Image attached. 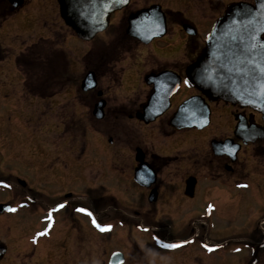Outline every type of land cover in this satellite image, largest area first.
<instances>
[{"label":"rangeland","instance_id":"374dc122","mask_svg":"<svg viewBox=\"0 0 264 264\" xmlns=\"http://www.w3.org/2000/svg\"><path fill=\"white\" fill-rule=\"evenodd\" d=\"M151 1L161 5L172 18L175 12L181 13L185 19L198 26L202 36L209 33L215 19L224 11L226 3L233 2V0H133L132 8L136 9L141 3L146 5ZM168 31L169 34L155 39L144 49L126 38L125 34H120L121 36L117 39V35L113 33L99 34L93 42L80 41L72 37L74 34H69L70 31L62 35L8 34V37L3 38L7 62L11 64V66L7 65L9 71L14 68L12 64L17 62V58L19 60L27 57V60L31 62L26 73L15 71L16 67L11 73L9 72L10 76L9 73L6 75L7 72H0V75L2 74L0 78V176L10 179L17 192H27L29 196L35 197L34 202L40 201L43 208L66 198L75 203V225L77 227L85 225V229L94 228L96 234H99L89 237L84 235L87 236L84 237L81 234L77 236L75 232V264H101L103 247L106 245L105 247H109L110 251L121 249L128 243L126 238L130 234L116 229L100 231L92 224L91 217L89 219L87 215L86 218L76 210L80 206L92 210L97 219L103 223L149 224L150 221L161 225L162 237H178L186 226L184 220L186 216L183 214L150 213L137 216L126 212H130L142 203L140 198L142 191L137 187L134 188L129 183L130 179L127 181L130 169L132 171L131 164L133 165L136 154L134 146L140 130L138 125L136 126L132 120L124 116L118 117L108 113L103 120H97L92 115L93 97L96 93L83 92L79 86L84 75L89 70L96 69L98 85L105 92L104 97L109 98L111 108L117 106L120 107V111L123 108L124 112L136 110V105L144 100L147 93V90L143 88L144 75L157 67H170L185 60L183 55L189 49H186L187 35L179 31L177 21L170 24ZM34 43L40 45L35 51L31 50ZM60 48L63 52H60ZM116 49H121L124 62L111 64L112 75L110 72L106 74L110 69L108 60ZM126 50H132L133 55L129 57V54L124 53ZM156 64L158 65L155 66ZM41 67H45L46 71H42ZM25 78L28 80L27 83L24 82ZM42 80L45 81L44 86L48 84L49 91H46L47 88L43 89L42 85L37 86ZM28 90L30 93L27 92ZM186 91L187 88L182 86L179 94L183 96ZM111 108L107 109V112L111 111ZM212 120L208 139L205 141V137H200L201 139L197 137V144L202 148L197 146V149L187 150L188 146L185 145L182 149L180 147L173 149L170 154L159 153L161 158L169 159L162 162L160 183L181 182L183 173L194 171V167L191 168L192 164L186 166L185 159L190 160V157H193L194 160V157L199 154L194 162L196 164V160L201 161L206 157L211 137L218 134L226 136L228 129L223 128L226 126L227 118L215 113ZM160 123L163 122H157L155 127L163 126L164 133L170 130H167L165 124L160 125ZM125 131L127 134L130 133L127 137H122L127 139L126 144L120 138L121 132L125 134ZM145 133L143 132L141 136L146 137ZM193 135L191 134L190 141L194 140ZM183 139L185 136H182L180 141ZM109 140L113 143L111 144ZM145 142L148 145L151 138H147ZM124 147H127V151ZM149 147L151 154L155 152L152 151L151 143ZM250 165L252 163L246 161V166ZM24 182L26 185H23ZM12 189L0 186V202L9 199L5 195H8ZM67 193H71L70 198L65 196ZM203 196L205 199L203 202L214 200L224 208L244 206L241 199L244 196L243 191L234 193L223 187L212 192L204 190ZM226 196L229 199H226ZM27 203L29 205L27 208L30 207L31 210L37 207V204L32 201ZM18 216L12 222L8 216L1 218L0 221V240L8 243L12 249L9 261L12 260L14 253L22 254L24 247L17 240L21 235L22 237L26 235L23 224L33 222L32 219H34L32 215L24 216L20 213ZM261 216L257 214L255 219L258 220ZM10 217L12 218L11 214ZM233 217L230 209L225 210L223 215L217 216V221H221L223 226L222 232L219 230L211 232L210 237L227 238L237 232L245 235L250 231L248 228L243 230L242 221ZM197 228L199 233V227ZM224 229L229 230L224 232ZM11 231H14L17 237L10 241ZM137 234L136 232L134 234L137 237L136 244L141 251L137 252L135 258L142 260H135L128 264H165L169 259L168 254L153 249L158 245L157 242L152 238L148 241L144 235L138 237ZM100 235L102 239L99 238ZM80 238H89L99 247L93 251L88 245L84 246V243L79 241ZM147 251L152 256H148ZM23 252L24 255L34 254L29 251ZM57 260H60L61 264L69 262L66 259H54V261ZM48 261L36 258L33 264H46ZM204 261V264H231V262L222 263L212 259ZM187 263L195 264L191 261Z\"/></svg>","mask_w":264,"mask_h":264},{"label":"flooded vegetation","instance_id":"af4514ba","mask_svg":"<svg viewBox=\"0 0 264 264\" xmlns=\"http://www.w3.org/2000/svg\"><path fill=\"white\" fill-rule=\"evenodd\" d=\"M132 1L133 0H131L128 7L111 13L108 28L99 34L113 33L117 35V39L121 36L120 34H125L126 38L142 46L144 49V47L150 44L144 45L138 40L136 41V39L130 38L126 33V23L128 24L129 15L133 11H137L139 9L142 10L143 8L150 7L155 3L152 1L146 5H142L141 3L139 5L140 7L133 9ZM235 1L247 0H233V2ZM227 4L228 3H226V5ZM164 12L167 16L168 30L170 28V24L177 21L179 31L184 32V34L187 35L185 39L186 48L189 49L188 52L183 55L185 60L175 64L174 66L166 67L163 65L164 67H157L145 74L143 77V88L147 90V93L144 100L136 105V110L134 111L124 112L123 108L120 111V107L117 106L111 108L110 100L109 98L104 97L106 94L103 90L102 95H97L99 91H101V88L98 85L99 79L96 84L97 88L90 92L96 93V96L93 97V110L101 99L105 101V105L103 107V119L108 113L118 117L124 116V118L132 120L134 122L133 124L136 126L138 125L140 130L138 131L139 137H137V142L134 146L136 154L133 158L134 163L133 165L131 164L132 171L130 169V175L127 176V181L130 179L131 182L129 183L134 188L137 187L140 191H142L140 196L142 203L130 212H126L137 216L148 215L150 213L165 215L183 214L186 216V219H184L186 226L180 236H172L171 238H168L162 237L163 235L160 232V229L162 228L161 225L153 224L150 221L149 224H115L108 222L107 224L113 225L114 228L112 229L122 230L124 232L127 231L130 234L126 238L128 243L121 249L110 251L109 247H105L106 245L103 247V260L101 261V264H128L133 263L135 260H142L140 258H135L137 252L141 251L136 244L137 237L134 235L135 232L138 233V237L141 235L147 237L148 241L152 238L155 242H157L156 237L158 236L165 244H180L181 241H189L188 243L181 244L179 247L175 248L164 247L162 243L157 242L158 245L155 246V248H152L156 251L168 254L169 259L165 264H188L187 262L189 261L194 262L195 264H204L205 259H212L222 263L231 262V264H264V139L259 137L260 132H257V129L264 128L263 114L250 105L245 106L244 104H233L223 100H217V102L210 103L211 117L209 119L210 124L208 126L176 129L171 126L168 121H170V119L174 116L177 108L182 104V102L185 100L187 101V99L192 96H199L200 99L204 97L200 91L189 88L186 84H184V82H182L176 93L171 97V99H169V106L165 111H163L162 115L159 116L156 121L146 124L138 119L139 115L143 114L144 107L148 104L147 102L155 95L156 92L154 82L149 84L146 77L150 75L157 77L161 75V73L172 70L176 71V74L183 79L185 77V70L187 66L193 63L197 54L201 51L205 44V37L200 34L198 26L196 27L193 25L192 22L185 19L182 15L175 16L174 14L172 18V16L168 14V11ZM184 25L187 27V30H190V32L192 26H194L196 29V35L189 36V33L183 30ZM168 30H166L167 34H169ZM69 31L71 33H69ZM65 32L69 34H76L63 21L60 15L58 0H0V72H7V75L16 67L15 71H18L19 73H26V71L30 68V61L27 60L26 55H24V57H26L24 59L27 60L25 63H22V61L17 58V62L12 64V67L14 68L10 71L7 69V65L11 66V64L7 62L6 51L4 49L6 48L4 44L5 39L3 38L6 36L8 37V34L62 35ZM72 37H75V35ZM39 46L40 45L38 43H34L31 50L35 51ZM60 50V52H63L62 48H60ZM124 53L129 54V57L133 55L132 50H126ZM122 54L121 49L115 50L113 55L116 56L114 57L112 55V57L108 60L110 69L106 74L110 72L112 75L111 64L124 62ZM157 65L158 64L155 66ZM41 70L45 72L46 68L41 67ZM89 71L94 72L98 78V71L96 69ZM1 76L2 74L0 75V78H2ZM47 77L49 76L47 75ZM84 78L85 76L82 78V81ZM151 80L153 81L155 79ZM27 81V78H25L24 82L27 83ZM44 82V80L40 81L37 86L39 87L42 85L44 87L43 89L46 90L48 84L44 86ZM182 86L187 88L186 94L183 96L179 94V90ZM32 87L33 86H31V88ZM164 89L165 88H162L161 91L163 92ZM49 90L50 88H47L46 91ZM27 92L30 93L29 90ZM43 92L44 91L42 90V93ZM40 98L44 99V97ZM166 105L167 103L162 106V109ZM159 106L160 105L157 104L156 106H153L152 109L157 110ZM109 108H111V111L108 110L107 112V109ZM93 110L92 115L94 114ZM215 113H219V116L227 118L226 126L223 128L228 129L226 136L218 134L211 137L209 139L210 143L207 142L208 146L206 143V146L209 147L208 150L207 147H205L207 150L206 157L201 161L196 160V164L194 162L199 154L194 157V160L192 159L193 157H190V160L185 159L184 162L187 161L186 166L192 164L191 168L193 169L194 167V171L191 170L189 173H183L184 175L181 176V182L171 181L165 184L160 183L161 180H159V176L160 172L163 171L162 162L168 158H161L159 153L170 154L173 149H179V147L182 149L185 145L188 146L187 150L191 148L197 149V146H200L197 144V137H205V141L208 139V130L212 126V119H214ZM157 122H163L160 123V125L165 124L167 130H170L164 133L165 128L163 126H160L159 128L155 127ZM143 132H146V137L141 136ZM191 134H194L193 141H190L192 139H189L191 138ZM121 135V140L124 144H126L127 141L125 142V140L127 139H123L122 137H127L130 133L127 134L125 131V134L124 132H121ZM182 136H185V139L180 141ZM147 138H151V142L149 143L152 144V151H155L152 154L149 150V143L147 145L145 142ZM109 142L111 144L113 143L112 140H109ZM124 148L127 151V147ZM255 158L257 159L255 160ZM246 161H250L252 165L246 166ZM136 172H138V178L142 180H145V178L148 177V174L153 172L155 174V180L153 181V177H151L152 183H150V185H141L135 178ZM242 185H247V187H243ZM223 187L228 188L234 193L237 191H243L244 196L241 197V199H243L244 206H233V208L229 206L224 208L214 200L203 202L205 200L204 196L202 197L204 190L212 192L216 190L218 191L219 188L222 189ZM5 196L9 199L7 201L0 202V205L6 204L8 206L7 210L3 209L5 207L2 206L1 208L0 206V221L1 218L8 216L9 220L12 222L17 218L18 214L20 215V213L24 214V216H34V219H32L33 222L23 224V230H26V235L22 233L24 237L21 235L17 240L24 247L23 251H26V253L27 251L34 252V254L29 255L27 253L24 255L23 251L22 254H19V252L14 253L15 255L12 256V260L9 261V256L10 254L12 255V249L8 243L3 241L6 244V253L0 257V264H28L29 262L33 264L36 258L49 260L46 264H59L60 260L54 261V259H66L69 261L67 264H75V232H77V236L80 234L82 236L87 235L88 237L99 235L96 234L94 228L85 229V225L79 226L82 228L75 225V203L73 201H68L70 199L66 198L68 203L65 208H63L62 211L60 209L53 213L54 223L49 234L40 236L37 241H34L33 236L40 232L48 224L44 217L48 214L49 209L54 208L57 203L52 206L47 205V207L43 208L40 201L38 203L34 202V197L31 201L36 203L37 207H34V209L31 210L30 207L27 208L29 206L27 205L28 203H23L27 200L29 194L27 192H17L14 185L10 193ZM65 196L70 198L71 193H67ZM226 199L229 198L226 196ZM62 201L63 200H59L58 203ZM210 204L215 205V207L211 210L208 208ZM9 207H15L16 211H9ZM227 209L232 211L234 219L238 218L236 220L242 221L243 230L248 228L250 231L245 235L237 232L227 238H223L222 236L220 238H211V232H217L218 230L222 232L221 227L223 226L221 221H217V216L223 215L224 211ZM10 214L12 218L10 217ZM57 214L60 216L57 217ZM241 214L244 215L241 216ZM257 214L262 215L258 220L255 219ZM81 215L87 218L86 213H81ZM19 217L20 216H18V218ZM197 227H199V233ZM228 230L229 229H224L223 231L225 232ZM16 237L17 235L15 232L11 231L10 241ZM100 237L101 235L99 238ZM79 241L83 242L84 246L88 245V247L93 251H96V248L99 247L96 242L89 238H80ZM206 243L210 245L219 244L221 246L213 251H208L203 246ZM237 249H239V251H237ZM147 255L152 256L149 252ZM21 257L23 258L21 259ZM114 257L115 259H113Z\"/></svg>","mask_w":264,"mask_h":264},{"label":"water","instance_id":"95a60500","mask_svg":"<svg viewBox=\"0 0 264 264\" xmlns=\"http://www.w3.org/2000/svg\"><path fill=\"white\" fill-rule=\"evenodd\" d=\"M61 16L66 24L76 31L79 38L93 40L95 35L106 29L111 12L128 5L130 0H58ZM166 18L160 5L132 13L127 33L148 43L154 37L165 35ZM185 30L191 33L190 30ZM194 32H192L193 34ZM264 0L254 3L239 2L227 6L206 38V46L196 61L187 68L186 80L210 99H224L234 104L238 101L250 105L263 114L264 118ZM94 72H89L82 82L83 90L97 85ZM161 74L147 77L154 82L155 95L147 102L139 119L146 123L155 120L169 106V99L176 92L180 77L169 78ZM155 79V80H151ZM162 88H165L163 92ZM100 95L102 92L99 93ZM167 105L162 109V106ZM159 104L157 110L153 106ZM199 97L183 103L169 121L175 128L204 127L209 123V110ZM105 101L95 107V115L103 117ZM264 139V128L257 129ZM141 184L148 185L145 182ZM149 183V182H148ZM23 185H25L23 183ZM3 205H1L2 208ZM7 210V207L3 208ZM4 245L0 244L2 249ZM116 257V256H115ZM115 257L113 259H115Z\"/></svg>","mask_w":264,"mask_h":264},{"label":"snow or ice","instance_id":"6c2138e0","mask_svg":"<svg viewBox=\"0 0 264 264\" xmlns=\"http://www.w3.org/2000/svg\"><path fill=\"white\" fill-rule=\"evenodd\" d=\"M185 83H189V81L185 80ZM0 186H3L5 188H13V182L10 179H7V178L0 176ZM242 186L247 187V185H242ZM33 199H34L33 196H28L27 200H25L23 203H27L28 201H31ZM67 203H68L67 200H63L62 202L57 203L54 208L49 209L48 214L44 217L45 221H47L48 224L45 228H43L40 232H38L36 235L33 236L34 241H37L38 237H40V236H45V235L49 234L50 229L54 223L53 213L60 210V209L65 208ZM214 207H215V205H211V204L208 206L209 210L213 209ZM8 210L9 211H16V208L15 207H9ZM76 210L81 212V213H86L89 217H91L92 224L102 232L103 231H110L113 228V225L99 221L97 219L96 215H94L93 211L87 207L80 206ZM156 240L158 243H162L164 247H168V248L179 247L181 244H186L189 242V241L185 240V241H181L180 244H172V243H166L165 244V243H163V241L158 236L156 237ZM203 246L208 251H213L216 248H219L221 245H219V244H211L210 245V244L206 243ZM237 251H239V249H237Z\"/></svg>","mask_w":264,"mask_h":264},{"label":"trees","instance_id":"16d2710c","mask_svg":"<svg viewBox=\"0 0 264 264\" xmlns=\"http://www.w3.org/2000/svg\"><path fill=\"white\" fill-rule=\"evenodd\" d=\"M20 61H22V63H25V61H27V60H25V59H20ZM30 62H31V60H29Z\"/></svg>","mask_w":264,"mask_h":264}]
</instances>
